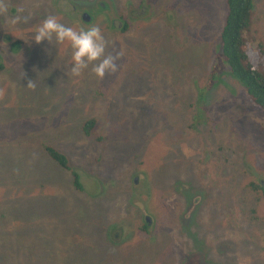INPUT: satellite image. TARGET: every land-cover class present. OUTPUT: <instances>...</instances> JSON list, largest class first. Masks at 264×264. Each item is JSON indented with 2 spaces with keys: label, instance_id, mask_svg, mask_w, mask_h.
I'll return each mask as SVG.
<instances>
[{
  "label": "rangeland",
  "instance_id": "rangeland-1",
  "mask_svg": "<svg viewBox=\"0 0 264 264\" xmlns=\"http://www.w3.org/2000/svg\"><path fill=\"white\" fill-rule=\"evenodd\" d=\"M225 1L3 0L0 264H264V201L248 187L264 186V111L223 69ZM252 11L256 64L264 0ZM50 15L100 26L117 71L67 75L66 45L31 41Z\"/></svg>",
  "mask_w": 264,
  "mask_h": 264
},
{
  "label": "trees",
  "instance_id": "trees-1",
  "mask_svg": "<svg viewBox=\"0 0 264 264\" xmlns=\"http://www.w3.org/2000/svg\"><path fill=\"white\" fill-rule=\"evenodd\" d=\"M226 12L224 24L220 33L221 46L219 49L223 69L228 72L231 78H234L243 88L247 100L255 108L264 111V61L259 60L256 64L249 61L247 53V42L245 36L250 35L251 18L253 16V0H226ZM125 25L122 33L127 30L129 16L126 13L120 14L119 18ZM252 45L256 52L264 57V44L259 39L254 38ZM246 48V52L244 50ZM221 50V51H220ZM221 66V67H222ZM0 71L2 67L0 66ZM205 88L199 91L198 102L205 99ZM200 109L198 118L202 117ZM97 122L94 119H87L82 123V132L87 138L94 137ZM100 141L101 139L98 138ZM47 157L52 160L59 168L70 171L72 177V186L82 192L79 175L71 171L66 158L51 146L43 148ZM249 189L255 193L257 202L264 201V186L258 182H249ZM138 232L147 233V224L138 226Z\"/></svg>",
  "mask_w": 264,
  "mask_h": 264
},
{
  "label": "clouds",
  "instance_id": "clouds-1",
  "mask_svg": "<svg viewBox=\"0 0 264 264\" xmlns=\"http://www.w3.org/2000/svg\"><path fill=\"white\" fill-rule=\"evenodd\" d=\"M0 13H7V6L0 0ZM29 15H32L31 13ZM21 17H11L10 25L20 23ZM31 41L40 45L47 42L53 47V42L59 46H67L68 71L67 75L73 78L81 77L90 67L98 79H103L107 74L117 71L116 61L119 56L107 54L110 41L98 25H74L67 26L56 15H50L33 29ZM54 48V47H53ZM27 87L34 88L35 85L29 81Z\"/></svg>",
  "mask_w": 264,
  "mask_h": 264
},
{
  "label": "water",
  "instance_id": "water-1",
  "mask_svg": "<svg viewBox=\"0 0 264 264\" xmlns=\"http://www.w3.org/2000/svg\"><path fill=\"white\" fill-rule=\"evenodd\" d=\"M80 20L84 23H88L91 21V16L86 13V12H83L81 15H80Z\"/></svg>",
  "mask_w": 264,
  "mask_h": 264
},
{
  "label": "flooded vegetation",
  "instance_id": "flooded-vegetation-1",
  "mask_svg": "<svg viewBox=\"0 0 264 264\" xmlns=\"http://www.w3.org/2000/svg\"><path fill=\"white\" fill-rule=\"evenodd\" d=\"M101 7H102V5H101ZM146 221H147V219H146Z\"/></svg>",
  "mask_w": 264,
  "mask_h": 264
}]
</instances>
